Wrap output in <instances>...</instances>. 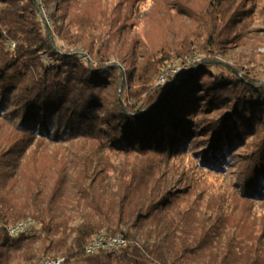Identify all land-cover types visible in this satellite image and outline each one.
<instances>
[{
  "label": "trees",
  "instance_id": "obj_1",
  "mask_svg": "<svg viewBox=\"0 0 264 264\" xmlns=\"http://www.w3.org/2000/svg\"><path fill=\"white\" fill-rule=\"evenodd\" d=\"M107 1L63 0L61 14L72 16L61 26L51 19L49 34L40 8L47 0H0V264H264V220L240 226L253 202H264V75L252 60L219 58L227 42L244 38L226 30L246 24L254 0L234 8L236 0H209L198 20L194 7L167 1L200 32L159 46L134 39L140 62L128 69L127 83L97 34L116 22L123 3L110 9ZM117 20L123 23L110 27L109 39L128 31L127 17ZM172 61L180 72L158 83ZM74 141L90 155L40 161L41 142ZM182 151L211 170H236L230 199L243 210L236 221L216 213L208 226L192 225L165 214L180 195L159 189L156 155ZM28 218V229L7 232ZM100 233H120L127 245L86 253Z\"/></svg>",
  "mask_w": 264,
  "mask_h": 264
},
{
  "label": "rangeland",
  "instance_id": "obj_2",
  "mask_svg": "<svg viewBox=\"0 0 264 264\" xmlns=\"http://www.w3.org/2000/svg\"><path fill=\"white\" fill-rule=\"evenodd\" d=\"M33 1L36 3L37 0ZM62 1L47 0V4L40 5L45 26L46 23L48 24L46 29L49 34L51 31V19L56 21L57 26H61L72 16L71 12L70 15L61 14L59 8L63 6L64 2ZM76 1L85 5L91 0ZM110 1H107V3H111V5L107 4L105 6L114 9L116 5L113 4L121 0ZM167 1L170 3L179 2L180 7L182 5L194 7L193 15L194 19L197 20L205 17L211 6L209 0H123L122 5L114 9L116 22H106L107 27L98 29L97 34H99L100 40L104 43H102L101 48L109 53L111 56L110 61L114 62L119 68L121 82L127 83L125 76L128 69L133 65H138L140 62L139 53L132 48L134 39L142 40L149 46L154 44L159 46L163 45L165 41L169 42L183 37L195 36L196 33L200 32L196 26L197 23L190 20L177 19L174 12L177 5L168 4ZM243 3L242 0H236L232 8L241 6ZM253 5L255 6L253 15H248L246 24L239 23L234 25L230 34L228 29L226 30V37H231L234 33L237 34L243 31L245 33L244 38L240 40L233 38V40L227 42L219 52V58L227 63L236 62L244 66L247 62L250 64L252 60L260 67L264 75V12L259 11L262 5L259 4V0H254ZM121 15L127 17L124 26L128 28V31L124 35L109 39L110 27L115 29L123 23V21L117 20ZM188 33L189 35H187ZM5 44L10 48L12 46L11 43L8 44V40L5 41ZM247 67L249 66L243 68L244 72L249 71ZM39 147L43 149L44 153L40 161L53 165L58 161L62 164L65 161L67 163L77 162L81 157L83 159L84 156L90 155L86 154L89 151V146L80 141L48 145L45 142H41ZM242 149V146L237 148L239 152L243 151ZM102 156L105 155L102 153ZM197 156V154L194 155L192 152L183 151L165 156L156 155L157 159L160 160L157 167V174L161 183V188L159 187V189L167 194L169 192V194L180 195L174 201V210L171 211L169 209V212H165V214L179 213L185 217L186 224L192 225L193 222L198 220H201V222L206 220V226H208L211 224L212 216L216 213L223 215V217L224 215H229L231 220L236 221L243 211L241 204L230 199V196L236 195L233 184V175H235L236 172L234 171L236 170L233 168L211 170L202 164L203 161L198 159ZM112 157L109 155V158ZM113 159L119 161L118 157ZM106 179L107 184L112 187V177ZM218 198L223 200L218 203ZM215 203L220 205V209L216 210V206L213 207ZM249 211L251 213L248 218L249 221L240 223V226L242 224L246 229L251 226L252 222L264 220V202H253ZM154 235L151 234L150 239H153ZM162 235L163 233L160 237ZM160 237L159 241L163 242Z\"/></svg>",
  "mask_w": 264,
  "mask_h": 264
},
{
  "label": "built area",
  "instance_id": "obj_3",
  "mask_svg": "<svg viewBox=\"0 0 264 264\" xmlns=\"http://www.w3.org/2000/svg\"><path fill=\"white\" fill-rule=\"evenodd\" d=\"M198 59L199 58L195 56L190 61H196ZM28 228L29 226L14 228L13 230H11V235H17L21 231H24ZM126 245H127L126 239L120 238L118 235L117 236L106 235L105 237L100 238V239H91L89 243L85 246V252L94 253L99 250L115 251V250L121 249L122 247ZM45 264H60V263H55L54 261V262L45 263Z\"/></svg>",
  "mask_w": 264,
  "mask_h": 264
},
{
  "label": "bare ground",
  "instance_id": "obj_4",
  "mask_svg": "<svg viewBox=\"0 0 264 264\" xmlns=\"http://www.w3.org/2000/svg\"><path fill=\"white\" fill-rule=\"evenodd\" d=\"M11 45L13 46V43H11ZM31 223H32V220L29 219V218L26 219V220H20V221L14 223V224L8 225L7 226V232L11 235V230H13L14 228L26 227V226H29ZM106 235H109V236H117L118 235L120 238H124L120 233H116V234H112V233H100V234H97L96 236L92 237V239H100V238L105 237ZM54 261H55V263H61V259H44L41 262V264L51 263V262H54Z\"/></svg>",
  "mask_w": 264,
  "mask_h": 264
},
{
  "label": "water",
  "instance_id": "obj_5",
  "mask_svg": "<svg viewBox=\"0 0 264 264\" xmlns=\"http://www.w3.org/2000/svg\"><path fill=\"white\" fill-rule=\"evenodd\" d=\"M47 25L48 24L46 23V28H48ZM181 68H182V66H181V64L178 61H173V63H171L170 66L168 68H166L160 74L158 83H164L166 81L168 75H175V74H177L178 72H180ZM177 83H178V79L175 80V83H174L173 86H175ZM44 259H61L62 260V258H44ZM44 259H42L39 264H41V262Z\"/></svg>",
  "mask_w": 264,
  "mask_h": 264
}]
</instances>
